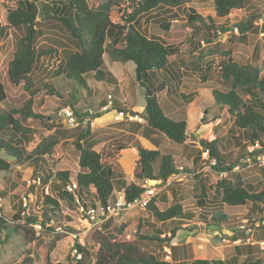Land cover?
Instances as JSON below:
<instances>
[{
    "label": "trees",
    "instance_id": "16d2710c",
    "mask_svg": "<svg viewBox=\"0 0 264 264\" xmlns=\"http://www.w3.org/2000/svg\"><path fill=\"white\" fill-rule=\"evenodd\" d=\"M190 1L106 0L96 7H90L88 0H16L17 6L8 9L6 21L14 37V54L8 64L7 84L13 87L22 86L23 92L16 100L20 105L19 109H5L0 106V152H2L0 171L10 172L13 164L21 166L32 160L36 165L33 170L41 174L45 156L52 154L54 148L63 139L60 138V135L62 134L61 137H64L66 134L60 130V127H55L54 133L26 152L24 145L33 142L36 132L27 126L28 121L48 120L52 124L54 123L51 117L36 113L34 109L36 103L34 98L41 92L40 88L36 89L37 85L33 77L35 65L43 58L58 53L57 49L50 45L37 47L38 37L41 34V30L38 28L41 19L61 24L75 42L76 50L65 52L62 70L68 80L76 81L79 86L90 93L86 76L92 73L96 81L113 84L114 87L111 90L118 93L120 90L118 79L105 66L104 55L108 54L111 60L129 66L131 74L134 75L141 87L143 101L141 103L144 104L141 110L122 109L125 105L121 101V103L115 101L116 108L112 105L106 111L94 115L86 113L85 116H82V121L84 118L94 120L112 110H118L119 112L125 111V113L123 112L125 116L128 114L137 115L144 120V123L130 121L131 123L127 125L129 135L125 136L126 141H115L116 145L111 156H118L120 152L123 154V158L116 162L105 161L103 153L95 151L94 148L98 145V141L92 138L90 123H87L84 128L78 126L80 131L74 145L79 152L80 171L76 174L75 182L71 180L72 173L70 171L49 173L46 172L48 170L46 169L44 176H37L40 183L45 186L54 178L52 190L57 191L58 197H54L49 191L44 195V209L41 216L30 213L29 216L23 217L21 214L22 205L19 207L20 211L18 210L10 219L0 211V246L8 244L15 237H20L26 244H34L42 235V233L38 235L33 226L37 223L43 227L45 233H54L55 227L47 226L50 222L57 224L61 218L60 200L68 205L83 206L84 208H95L97 203L106 206L116 203L113 200L117 188L124 192L127 203L140 199L145 188L134 182L128 183L124 176H119V173L123 174L124 167L128 169L129 173H133L138 181H150L151 183L154 181L166 183L169 178L179 174V167H176L174 156L165 154L158 148V137L162 135L174 144L188 146L186 144L188 132L199 127L200 124L198 121L188 118L175 120L168 117L161 107L159 93L166 92L173 104L181 108L183 105L191 103L197 97L198 92L188 95L180 92L185 75L181 72L180 67L186 68L185 70L189 69V65L183 58L179 63L174 62L175 58L180 55L181 46H175L169 40L161 37L153 38L143 35L136 28V22L142 15L157 8H163L161 14L162 17H165L171 14L169 9L177 8ZM254 1L256 2V0H214V15L195 13L194 16H190V21L191 23L201 21L206 30L211 31L218 26L217 23L222 20L227 21L231 12L245 15L247 7L255 3ZM49 2H53L51 7L55 8V13L59 11L57 15L50 13ZM125 3H127V7L122 9L121 7ZM256 3L254 7H257ZM115 7L125 10L122 11V14L126 13V17L122 15L123 23L116 24L111 20V13ZM237 24L240 26L241 34L244 35L253 27V18L239 21ZM161 27L164 31H169L171 25L163 22ZM220 29L225 31V28ZM207 40L210 42L209 38ZM211 52L210 49H206L205 52L201 51L192 64L198 65L199 61L206 55H210ZM222 56L219 63L220 76L222 81L228 84L229 89L213 88L211 93L214 104L219 107L220 111L227 110L228 114L234 117V126L242 131L243 138L250 144L259 140L264 146V59L258 65H251L235 62L230 51L223 53ZM59 89L60 87L56 84L48 85L49 101H55L56 97H65ZM177 96L183 99V103H179L175 99ZM246 96L252 97L254 101L248 104L244 99ZM8 99L7 85L0 82V103ZM107 105L104 102L101 108ZM125 119L129 121L127 117ZM211 121L212 117L206 115L204 124H209ZM137 134H141L143 139L136 137ZM199 144V157L208 150L209 159L216 161L213 169L218 173L227 172V176L220 178L215 184L214 191L219 195L224 207L223 210L220 209L217 213L211 214L209 219L211 225L218 226L228 222L232 214L238 210L244 211L247 206H250V209L246 216L252 219V222L256 221L253 218L260 220L256 215L264 211V189L256 190L253 184L244 180L242 174L234 171L237 165L228 164V158L219 137L212 141L201 139ZM247 147V145L244 146L243 158L237 162H241L238 164L239 166L245 164L242 163V160L249 155ZM132 148H135L137 153ZM261 170L264 171L263 168ZM73 183H76L77 188L74 193H71L67 190V186ZM47 187L50 188L49 185ZM91 188L94 189V192L91 191ZM206 188L207 186L203 183V198L197 202L201 207L207 203ZM156 202L157 198L153 197L146 207V209H150L157 222L147 223L148 226H152L153 235L142 234L141 240L163 241L160 235L164 233V230L160 225L170 224L172 226L171 236L164 240L172 245L180 224L193 218L194 213L186 211L181 203H175L165 210H160L155 205ZM110 220L94 229L90 235L89 244L81 246L76 243L75 247L78 248L82 257L79 260L75 259L74 264H264L263 254L260 257L251 256L239 263V256L243 255L239 245L235 247L236 256L227 260L197 259L192 263H188L180 256L181 248L179 246H171V260H166L144 249L141 241L117 238L109 231ZM124 229L125 225L119 226L118 233L122 234ZM68 230L74 229L68 227ZM137 232H142L141 227ZM63 238L62 233H55L44 247L34 249V253L31 252V249L24 251L23 255L11 264H54L51 252ZM237 239L238 237H235V240ZM248 246V253L255 254L254 247Z\"/></svg>",
    "mask_w": 264,
    "mask_h": 264
},
{
    "label": "rangeland",
    "instance_id": "374dc122",
    "mask_svg": "<svg viewBox=\"0 0 264 264\" xmlns=\"http://www.w3.org/2000/svg\"><path fill=\"white\" fill-rule=\"evenodd\" d=\"M106 0H88L90 7H96ZM42 2V1H41ZM255 2V1H254ZM257 2V3H256ZM257 7L250 4L247 7L246 14L231 12L226 20L217 23V27L211 31L206 30L201 21L191 23L190 16L213 14L214 0H191L183 5L169 9L170 15L162 17L161 11L163 8H157L149 13L142 15L136 22V28L147 37H155L169 40L175 46H181L180 55L175 58L176 63L183 58L189 65V69H181L185 73L181 93L188 95L192 92H198L197 97L187 105L181 108L175 106L169 99L170 96L166 92L159 93L161 107L166 115L175 120L188 118L189 120L198 121L200 126L188 132L186 144L188 146L177 145L169 141L164 136H159V149L165 154L174 156L176 167L179 169V174L168 179L166 183L147 181L148 190L151 191L153 197L157 198L156 206L160 210H165L175 203H181L188 212H193L194 217L182 222L177 230V235L173 239L172 245L168 244L164 239L171 236L170 224H163L164 233L160 235V240H141V235H153L152 226L147 223L156 222L150 209L136 207L119 212L117 216H112L109 224V231L115 236L122 237L126 240L141 241L144 249L149 250L166 260H171V246H179L180 256L192 263L197 259H215L227 260L236 256V246H241L243 255L239 256V263H242L251 256H264V211L257 214L256 217L260 220L252 222L247 215L250 206L243 210H238L229 218L228 222L216 225H211L209 219L212 213H217L224 207L220 201L219 195L214 191L216 182L220 179L218 171L210 168V161L206 160V156L202 154L199 157L200 151L199 141L206 139L214 140L216 137L221 139L224 152L228 158V164L234 163L237 167L234 168L236 173L242 174L246 182L255 186L256 190L264 189V171L256 164L238 165V161L243 158V149L245 145H249L248 140L243 138L242 131L234 126V117L228 114L227 110L220 111L215 105L211 90L213 88L228 90V84L222 81L220 76V66L225 52H231V57L239 64L258 65L264 59V0H256ZM49 2V11L55 13V8ZM17 6L16 0H0V82L7 85L9 99L0 106L9 109H19V99L23 92L22 86L13 87L7 84L8 64L13 59L14 37L8 27L6 17L9 8ZM127 7V3L122 5V9ZM118 7L113 8L111 20L114 23H123V17L126 13ZM258 9V10H257ZM61 14V13H60ZM156 14V15H155ZM253 15H255L253 17ZM253 18V27L244 35L240 32L239 21L249 20ZM169 23L171 25L169 31H164L161 24ZM232 28L239 27L238 33L232 32ZM38 28L41 34L38 37L37 47L50 45L58 51L56 55L43 58L35 65L33 77L36 81V89L40 88L41 92L35 96V112L46 117H51L54 121L52 124L48 120H29L27 126L33 128L36 132L34 140L28 145H24L26 152L35 147L39 142L54 133L55 127H60V130L66 134L60 138L61 143L57 145L52 154L46 155L42 162V173L38 174L33 169L35 164L32 160L21 166H15L10 172L0 171V211L7 218H11L21 205L22 195H31L32 203L30 213L41 216L43 212L44 195L50 192L54 197L57 196V191H53V183L55 179H51L48 185L40 183L37 176L59 171H70L72 173L71 180L75 182L76 174L80 171L78 160L79 152L76 150L74 141L80 129L90 123L91 135L98 145L95 146V151L103 153L105 161L116 162L123 158V154L111 156L115 147V141H126L125 128L121 121L123 118L119 115L118 110H112L100 118L94 120L84 118L82 116L94 115L101 110L102 103L108 104V107L115 106V101H121L125 106L122 109L128 111L141 110L142 95L141 87L137 83L134 75L131 74L129 66H125L120 62L111 60L108 54L104 55L105 66L108 71L114 73L118 79L120 90L114 93V85L107 82H98L94 79L91 73L86 76L91 92L85 90L74 80H68L62 70L65 62V52L76 50V45L72 37L64 30L61 24L45 21L41 19ZM220 28H225L222 31ZM219 31L223 35L219 34ZM210 39L208 42L207 39ZM185 45V46H184ZM210 49V55H206L199 61L198 65H193L192 62L201 51ZM196 63V62H195ZM199 66V67H198ZM205 78V80H203ZM56 84L60 87L61 92L65 97L55 98V101H49L48 85ZM59 89V91H60ZM174 95V93H172ZM109 95L112 96L109 99ZM179 103H183V99L179 96L175 98ZM248 104L254 99L250 96L244 98ZM41 102V103H40ZM120 102V103H121ZM73 111L76 123L78 126H71L67 120L66 112ZM123 111V110H122ZM209 111V112H208ZM125 113V111H123ZM212 117L209 124H204L205 116ZM120 121V122H119ZM122 123V124H121ZM143 124V123H142ZM264 141V137H263ZM130 144V142H129ZM109 147V148H108ZM186 147V148H185ZM2 152H0L1 156ZM125 158V157H124ZM237 163V164H236ZM133 164V162H131ZM123 174L128 182H134L141 185L143 181H138L133 173H129L124 167ZM197 176V177H196ZM144 183V182H143ZM207 186L205 198L207 203L201 207L197 204L203 198L202 184ZM49 188V190H48ZM213 188V189H212ZM117 188L113 202L122 201L124 193H119ZM94 192V189L91 188ZM152 197V198H153ZM164 201V202H162ZM166 203V204H163ZM61 218L56 223L50 222L47 227H55L54 233H45L44 229L39 240L34 244H26L20 237H15L8 244L0 246V264H11L19 256L23 255L24 251L38 247H44L55 233H62L64 238L59 241L55 249L51 252V258L54 264H74L75 257L73 256L74 244L72 234H79V237L84 239L85 244L90 243V235L94 229H88L86 215L80 210L79 206L68 205V203L60 200ZM20 211V210H19ZM255 217V216H254ZM70 218V220H68ZM108 219V220H109ZM100 217V227L103 223ZM157 223V222H156ZM125 225L122 234L118 233V227ZM72 228L74 230H68ZM141 227L142 232H137ZM235 237H238L235 240ZM254 247L255 254L248 253L249 247ZM260 247V248H259Z\"/></svg>",
    "mask_w": 264,
    "mask_h": 264
},
{
    "label": "built area",
    "instance_id": "2783aa9c",
    "mask_svg": "<svg viewBox=\"0 0 264 264\" xmlns=\"http://www.w3.org/2000/svg\"><path fill=\"white\" fill-rule=\"evenodd\" d=\"M232 32L234 29V33H238V28H231ZM219 34L222 35V33L219 31ZM111 98V96L109 95V99ZM110 107L106 106V107H102L101 110L106 111L107 109H109ZM119 115L125 119L127 117V119L129 121H137L139 123H144V120L137 116V115H131L128 114L127 116H125V114L123 112H119ZM66 116H67V120L69 121V124L71 126H78V123H76V118L74 117V113L71 111H67L66 112ZM249 155H247L245 157V159L242 160V163H248L250 165H254V164H258L261 168L264 169V146L261 144V142L259 140H256L253 144L248 145L247 147ZM206 157L207 161H210L209 165L210 168L212 169L215 165H216V161L215 160H210L209 159V152L208 150L204 151L203 153ZM247 164V165H248ZM180 170H182V167H179ZM227 176V172H220L219 173V177L220 178H224ZM144 182V183H143ZM142 184L140 185L141 187L145 188V192L143 193V195L141 196L140 199L135 200L132 203H127L125 201L124 196L122 197V201H117L115 204H109V205H102L100 203H97V206L95 208L93 207H88V208H84L83 206H80V210L84 213V215H86V220L88 222V229L92 230L95 229L99 224H100V217H102L103 221H107L109 218H111L112 216H117L119 214V212L124 211V210H128V209H135L136 207H141L143 209H146L148 203L150 202V200L153 197V194L151 193L150 190H148V186L146 185L148 182L147 181H143ZM77 188L76 183H73L71 185L67 186V190L71 193H74L75 190ZM31 203H32V198L31 195H22L21 196V214L22 216H29L30 215V208H31ZM103 222V223H104ZM102 224V223H101ZM35 230L37 231L38 235H40L42 232H40L43 227L37 223L35 225H33ZM73 237V241L74 244L72 245L73 249V256L76 259H81V253L79 252L78 248L75 247L76 243H78L81 246L85 245L84 239L82 237H79V234H72Z\"/></svg>",
    "mask_w": 264,
    "mask_h": 264
},
{
    "label": "crops",
    "instance_id": "0c3cea01",
    "mask_svg": "<svg viewBox=\"0 0 264 264\" xmlns=\"http://www.w3.org/2000/svg\"><path fill=\"white\" fill-rule=\"evenodd\" d=\"M115 111V110H114ZM121 121H123L122 123L124 124L125 128L122 130L123 132H125V136H128L129 135V131L127 130V125L129 123H131L130 121H127L126 119H122ZM120 122V121H119ZM121 123V124H122ZM133 123V122H132ZM136 137H138L139 139H143L141 134H137L135 135ZM133 151H135V153H137L136 149L135 148H132ZM119 155V154H118ZM125 178V177H124ZM126 180V178H125ZM128 182V180H126ZM128 183H131V182H128ZM119 193H124L123 191L119 192ZM124 196V195H123Z\"/></svg>",
    "mask_w": 264,
    "mask_h": 264
},
{
    "label": "clouds",
    "instance_id": "9594fccd",
    "mask_svg": "<svg viewBox=\"0 0 264 264\" xmlns=\"http://www.w3.org/2000/svg\"><path fill=\"white\" fill-rule=\"evenodd\" d=\"M232 28V27H231ZM221 32V31H220ZM222 33V32H221ZM222 35H223V33H222Z\"/></svg>",
    "mask_w": 264,
    "mask_h": 264
}]
</instances>
